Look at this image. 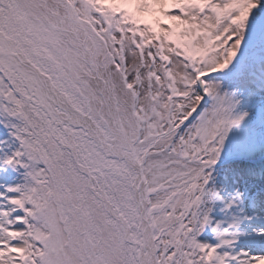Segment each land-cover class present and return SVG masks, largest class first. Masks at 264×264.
Here are the masks:
<instances>
[{
	"label": "snow or ice",
	"instance_id": "1",
	"mask_svg": "<svg viewBox=\"0 0 264 264\" xmlns=\"http://www.w3.org/2000/svg\"><path fill=\"white\" fill-rule=\"evenodd\" d=\"M0 264H264V0H0Z\"/></svg>",
	"mask_w": 264,
	"mask_h": 264
}]
</instances>
